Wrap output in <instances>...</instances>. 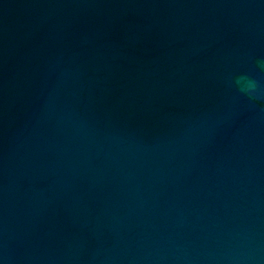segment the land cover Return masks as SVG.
<instances>
[{
	"label": "water",
	"instance_id": "obj_1",
	"mask_svg": "<svg viewBox=\"0 0 264 264\" xmlns=\"http://www.w3.org/2000/svg\"><path fill=\"white\" fill-rule=\"evenodd\" d=\"M261 62L264 0H0V264H264Z\"/></svg>",
	"mask_w": 264,
	"mask_h": 264
},
{
	"label": "clouds",
	"instance_id": "obj_2",
	"mask_svg": "<svg viewBox=\"0 0 264 264\" xmlns=\"http://www.w3.org/2000/svg\"><path fill=\"white\" fill-rule=\"evenodd\" d=\"M261 67H264V62H261ZM258 82L255 80H248L247 87L243 89V91L247 92L249 96H253L254 98H258ZM264 94V93H261Z\"/></svg>",
	"mask_w": 264,
	"mask_h": 264
}]
</instances>
